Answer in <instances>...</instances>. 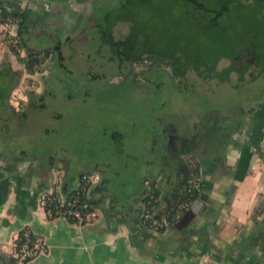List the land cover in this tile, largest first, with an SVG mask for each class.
<instances>
[{"label":"crops","instance_id":"obj_1","mask_svg":"<svg viewBox=\"0 0 264 264\" xmlns=\"http://www.w3.org/2000/svg\"><path fill=\"white\" fill-rule=\"evenodd\" d=\"M0 5L24 19L20 56L57 47L63 57L30 74L17 53L0 45V64L24 74L0 121L14 119L23 129L35 97L40 107L46 95L59 96L63 106L79 103L72 88L62 89L45 78L67 70V44L87 29L94 7L88 0H0ZM260 75L264 68L252 78L260 81ZM240 100L230 115L221 117L182 119L179 124L158 118L160 131L144 121L139 152L125 147L129 139L119 117L103 119L102 136H107L106 125H113L106 144L98 143L93 132L79 146L68 134L54 139L50 133L58 137V129L45 127L46 136L34 151L0 146V264L12 257L24 229L44 236L47 244L30 264H264V88ZM81 102L88 100L83 97ZM52 116L64 120L65 113L57 109ZM194 164L201 179L190 208L163 231L146 228L141 219L146 181L158 188L156 215H170L184 174ZM92 171L103 175L90 193L98 210L96 221L51 218L40 206V192L57 179L68 189Z\"/></svg>","mask_w":264,"mask_h":264},{"label":"rangeland","instance_id":"obj_2","mask_svg":"<svg viewBox=\"0 0 264 264\" xmlns=\"http://www.w3.org/2000/svg\"><path fill=\"white\" fill-rule=\"evenodd\" d=\"M88 1L94 7L93 19L85 26L87 29L84 32L78 34L70 45L67 44V70H59L45 78L47 83H57L62 89L72 88L74 99L79 103L63 106L58 102L59 96L46 95L45 105L40 107L41 101L33 98L23 129H18L14 119L6 123L0 121V126H3L0 130L2 150L6 146L15 150L22 147L31 151L38 149L41 137L46 136L45 127L58 129V137L52 131L50 133L54 139L62 140L60 137L68 134L79 146L87 144L91 140L88 134L92 135L93 132L98 136V143L106 144L111 142L109 135L113 125L107 124V136H102L103 119L119 117L125 136L129 139L125 147L139 152V148L144 147L140 137L144 131V121L152 122L160 131L163 124L158 118L173 119L179 124L182 119L230 115L232 105L241 101L240 98H247L256 89L262 92L264 75H260V81L252 78L263 70L262 64L251 53L237 60L224 58L218 62V71L230 68L229 79L223 75L204 77L194 70L180 78L166 62L159 61L155 56L150 58L149 54H144L140 61H128L130 39L136 41L140 49L147 43L151 47L158 45L172 52L174 62L178 58L185 59L186 55L192 58L196 53L197 41L209 42L219 26L211 22L209 16L203 19L204 24L196 20L202 17L203 9H196L201 13L190 14L186 22L181 16L171 13L177 8L172 2ZM198 1L212 9H219L226 3L228 10L217 19L220 25H229L228 32L232 34L246 25L252 32L250 39L253 43L248 47L249 52L260 44L262 35L255 28L256 21L251 9L246 10L238 5V0ZM195 7V4L189 5L190 10ZM208 13L210 16L216 14L215 11ZM112 40L119 44L115 46ZM58 74L62 79H57ZM23 76L21 74V79ZM83 97L87 98L88 103L81 102ZM57 109L65 113L64 120L58 121L52 116ZM51 140L45 138V141ZM115 146L119 148L120 145Z\"/></svg>","mask_w":264,"mask_h":264},{"label":"trees","instance_id":"obj_3","mask_svg":"<svg viewBox=\"0 0 264 264\" xmlns=\"http://www.w3.org/2000/svg\"><path fill=\"white\" fill-rule=\"evenodd\" d=\"M141 1V0H140ZM147 3L156 2V0H142ZM174 4L176 11L171 12L177 16H181L182 20L188 22L190 14H199L201 11L196 9H203L202 17L197 18L196 20L199 23L204 24V20L207 16L211 19V22L219 24L218 28L212 33V38L210 41L198 40L196 44V53L191 58L189 55H186L185 59L178 58V60L173 61L174 54L168 50H164L162 47H151L146 43L145 47L142 49L138 48L137 42L130 39L128 44V57L132 59L133 62H136L137 54L144 50V54H149V57L155 56L161 62H166L167 65L172 69L178 77H184L188 71L194 70L199 75L204 77L223 75L225 79H229L230 68H225L222 71H218L217 65L221 59L229 58L231 60H237L239 57L246 53H251L252 57H255L256 60L260 61L262 68H264V0H238V5L244 9L252 10L254 13V19L256 21L255 28L259 32V35H262L259 45H256L255 49L249 52L248 47H251L252 40L250 39L251 31L247 29L246 25H242L240 30L236 31L234 34L229 33V25H220L217 21L222 15L228 10L226 3L222 5L219 9H212L205 7L202 2L198 0H161L162 4L170 3ZM228 2V1H227ZM195 4L196 7L192 10L189 8V5ZM215 11L216 14L210 16L208 12ZM170 16H172L170 14ZM112 43L118 45L116 41L112 40ZM140 52H139V51ZM19 60L24 64L25 70L34 74L40 72L44 65L47 64L50 55H53V58H56L57 61L61 62L63 59L60 49L53 47L45 50L44 52L39 53H30L25 56H20V53H17ZM245 66H248L246 64ZM21 71L13 70L8 64H0V118L4 117L6 109L9 108V99L11 97L12 91L19 85L21 80ZM198 167V166H197ZM199 168V167H198ZM197 197V188L193 192L186 196V199L190 200L191 205ZM10 258L7 261L9 263Z\"/></svg>","mask_w":264,"mask_h":264},{"label":"built area","instance_id":"obj_4","mask_svg":"<svg viewBox=\"0 0 264 264\" xmlns=\"http://www.w3.org/2000/svg\"><path fill=\"white\" fill-rule=\"evenodd\" d=\"M23 17L9 13L0 5V45L5 46L13 53H22L25 42L20 32ZM53 58L50 55L48 61ZM13 98H16L15 92ZM100 171L84 174L71 188L63 189L62 182L57 179L51 188L39 194V204L51 218L62 217L69 221L88 224L98 219V210L91 203L90 193L92 188L102 181ZM201 179V172L197 165H190L183 177V186L179 197L170 215L157 216L156 208L160 202L157 186L151 181H146L148 189L142 201V223L146 228L163 231L176 222L191 206L186 196L197 188ZM47 249L44 236L36 234L30 229H24L16 238L14 251L9 261L10 264H30L32 259Z\"/></svg>","mask_w":264,"mask_h":264},{"label":"flooded vegetation","instance_id":"obj_5","mask_svg":"<svg viewBox=\"0 0 264 264\" xmlns=\"http://www.w3.org/2000/svg\"><path fill=\"white\" fill-rule=\"evenodd\" d=\"M139 51V50H138ZM141 51V52H140ZM139 52V54H137V61H140V59L144 56V50H140ZM127 58H128V61L130 62V63H134L133 61H132V59H130L129 57H128V55H127ZM64 65V64H63ZM65 66V68H66V65H64Z\"/></svg>","mask_w":264,"mask_h":264}]
</instances>
